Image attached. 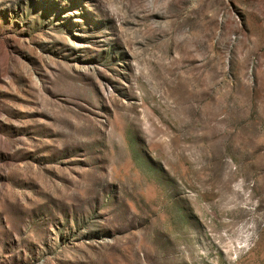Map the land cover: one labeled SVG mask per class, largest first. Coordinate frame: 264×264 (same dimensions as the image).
<instances>
[{
  "label": "rangeland",
  "instance_id": "374dc122",
  "mask_svg": "<svg viewBox=\"0 0 264 264\" xmlns=\"http://www.w3.org/2000/svg\"><path fill=\"white\" fill-rule=\"evenodd\" d=\"M0 264H264V0H0Z\"/></svg>",
  "mask_w": 264,
  "mask_h": 264
}]
</instances>
